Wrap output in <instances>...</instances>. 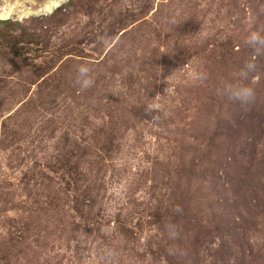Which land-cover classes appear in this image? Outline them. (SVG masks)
Masks as SVG:
<instances>
[{
    "label": "rangeland",
    "instance_id": "rangeland-1",
    "mask_svg": "<svg viewBox=\"0 0 264 264\" xmlns=\"http://www.w3.org/2000/svg\"><path fill=\"white\" fill-rule=\"evenodd\" d=\"M53 1L0 0L25 25L9 32L23 55L0 47V264H264V123L229 153L244 73L206 60L239 51L254 8L264 26V0ZM172 198H191L189 222L159 226ZM250 200V231L226 229Z\"/></svg>",
    "mask_w": 264,
    "mask_h": 264
},
{
    "label": "trees",
    "instance_id": "trees-1",
    "mask_svg": "<svg viewBox=\"0 0 264 264\" xmlns=\"http://www.w3.org/2000/svg\"><path fill=\"white\" fill-rule=\"evenodd\" d=\"M70 1V0H69ZM254 0H248V4L252 5ZM264 3V2H263ZM263 3L261 5H263ZM62 8H57L56 11L57 13L61 10ZM242 9L245 13V8L244 5L242 6ZM258 8H254L255 13H252L250 19H253L256 21V25L257 23L260 25L257 28H255V26L253 28H250V33L252 32H259L261 35H264V26L262 25L263 21H259L260 20V13L256 12ZM259 11V9H258ZM25 26L23 23L20 22H16V21H11V20H1L0 19V47H6V52L5 54H10L12 52H14L16 55H23L22 50H23V45L20 47L18 46V41L14 40V39H10V35L9 32L10 30L13 29H18V28H23L25 29ZM41 29V27H40ZM26 35L30 37V40H35L36 37H38V35L34 32H26ZM242 35H235V46L239 45V51H235V52H231L229 51V47H225L224 45H229L230 40L227 43H220L217 45V49L213 48L211 49V52H213L212 54H214L213 57H208L206 58V60L210 62H214L217 63V59H221L222 61V66H232L233 69L232 71L235 72H246L245 69V64L248 62H255L257 64V68L255 72H248L247 75H244V80H245V85L249 84L251 77L253 78V76L256 74L259 76V81H261V83L264 84V50L261 51V53L256 57V60L253 61V49L251 47H248L245 43L246 39L249 37L246 36V38ZM233 46V45H232ZM185 48V47H184ZM195 45L192 47V49H195ZM186 51H190L188 49L185 48ZM195 55H198V48H196V50L194 51ZM190 54V53H189ZM189 54L188 52H186L183 55L179 54L176 56V54L174 55L173 53H171L170 51H166L165 53H163L162 56H159L157 54L158 57V62L162 65H167V66H172V62H176L177 63H184L186 59L189 58ZM175 65V64H174ZM13 67L15 69L19 68L18 64L16 62H13ZM263 77V78H262ZM244 85V86H245ZM255 97L252 100L246 101V103H239V104H230L231 107L233 108V113L230 120H233L234 122L230 123L229 120V125L227 126V131L226 133H219L217 135L223 134L225 135L228 140H229V146H227V148L229 149V153H235L236 150L234 147L230 146V143L232 144V141L237 145V146H245L246 143V134L247 132L251 129V128H256V132L260 133L261 130H263L261 127L264 123V117L262 116L261 112H264V90L260 89V87H255ZM235 101H237L236 99H234ZM251 108L250 111L248 112L247 109ZM229 119V117H228ZM223 124H220V126H222ZM250 152H253L252 148H250ZM264 154V153H263ZM264 156V155H263ZM65 167V166H63ZM52 169L54 171H61L63 169L64 173H69L71 174L72 172L65 168L62 167H52ZM63 173V175H64ZM207 174V169H204L201 171L200 175L202 178H205V175ZM262 175L258 176L256 179L258 180V184L261 185L260 181L263 177H264V166H263V170L261 172ZM264 180V179H263ZM264 190V189H263ZM256 190L251 189V192H255ZM172 202L170 203V201H168V205H166L164 208H162L159 212L153 213L151 216H153V218H155V221L157 220V222L159 223V226H165L167 224H180V222H189V220H184L185 216H184V208L185 210L188 212L189 208L192 207L190 206L191 203V198L188 199H171ZM179 207L181 209L180 212H176L174 211L175 208ZM253 207H257L256 203H253L251 200L249 202V204H247V208L246 210H244V213H237L238 214V220H236V218H233L231 223L227 226L226 229L229 230H233L235 229L234 227L230 228L231 224H237L238 225V232L239 234L243 235L247 234L248 228L246 225V220L244 219L245 216L244 214H250L253 212L252 208ZM236 221V222H235ZM210 223V222H209ZM119 225V224H118ZM119 230L122 233H126V232H130L131 230L129 229V227H126V225H122V226H118ZM159 248V247H158ZM161 250V248H159Z\"/></svg>",
    "mask_w": 264,
    "mask_h": 264
},
{
    "label": "clouds",
    "instance_id": "clouds-1",
    "mask_svg": "<svg viewBox=\"0 0 264 264\" xmlns=\"http://www.w3.org/2000/svg\"><path fill=\"white\" fill-rule=\"evenodd\" d=\"M102 41L104 38H101ZM248 47L253 49V61L256 60V57L264 50V35H261L259 32L250 33L249 37L245 41ZM257 68V64L255 62H248L245 64L246 72L244 75L246 76L248 72H255ZM92 68L87 64H81L76 69V78L75 84L78 85L82 90H87L93 86L95 83L94 78L91 76ZM259 80L258 76H254L251 80L252 84L257 83ZM255 97V91L250 86H243L232 93V98L239 100L242 104L246 101L252 100ZM147 111H151V109H147ZM156 117L153 116V119ZM174 211L180 212L181 209L179 207L175 208Z\"/></svg>",
    "mask_w": 264,
    "mask_h": 264
},
{
    "label": "bare ground",
    "instance_id": "bare-ground-1",
    "mask_svg": "<svg viewBox=\"0 0 264 264\" xmlns=\"http://www.w3.org/2000/svg\"><path fill=\"white\" fill-rule=\"evenodd\" d=\"M65 0H54L51 5H48L47 6V10L51 9V8H54L56 6H58L60 3L64 2Z\"/></svg>",
    "mask_w": 264,
    "mask_h": 264
}]
</instances>
